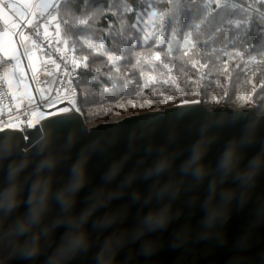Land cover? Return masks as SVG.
<instances>
[{
  "label": "water",
  "instance_id": "95a60500",
  "mask_svg": "<svg viewBox=\"0 0 264 264\" xmlns=\"http://www.w3.org/2000/svg\"><path fill=\"white\" fill-rule=\"evenodd\" d=\"M59 106L72 108V113L43 120L25 133L16 128L0 131V187L7 184L10 170L24 162L20 179L25 181L22 195L26 199L40 161L52 156L58 160L52 173L55 187L62 185L70 169L82 162L86 183L77 196L75 214L90 206L89 194L98 188L119 194L93 212L84 226L88 248L70 256L64 264H98L105 240L113 236L124 243L105 254L109 264H264V168L250 185L234 173L218 186L214 204L222 202L221 190H230L233 195L222 209L221 218L210 228L203 226L202 219L208 183L215 174L201 182L180 170L192 145L202 139L208 141L204 162L212 168L227 142L246 135L248 143L241 147V167L248 159L264 155V114H257L252 106L207 109L201 101H192L87 127L71 102ZM165 158L170 167L162 175L150 174ZM114 169L115 175L109 180L108 173ZM169 180L180 181L176 198L145 199L154 185ZM137 194L139 200L134 198ZM162 203L170 204L173 213L167 227L133 236L139 219ZM23 211L21 205L13 216ZM119 213L123 215H118L111 226L95 223ZM56 215L53 208L48 220ZM11 219L4 221V227ZM63 232L64 228L58 227L50 238L42 239L39 252L30 258H9L8 250L0 248V264H49ZM180 236L185 241L174 247L180 243ZM145 242L154 244L152 254L142 251Z\"/></svg>",
  "mask_w": 264,
  "mask_h": 264
},
{
  "label": "trees",
  "instance_id": "16d2710c",
  "mask_svg": "<svg viewBox=\"0 0 264 264\" xmlns=\"http://www.w3.org/2000/svg\"><path fill=\"white\" fill-rule=\"evenodd\" d=\"M52 29L86 125L194 100L264 114V0H61Z\"/></svg>",
  "mask_w": 264,
  "mask_h": 264
},
{
  "label": "clouds",
  "instance_id": "9594fccd",
  "mask_svg": "<svg viewBox=\"0 0 264 264\" xmlns=\"http://www.w3.org/2000/svg\"><path fill=\"white\" fill-rule=\"evenodd\" d=\"M207 140L195 142L188 157L182 162L180 170L182 174H192L199 181L215 174V178L208 183L207 196L204 201L206 214L202 219L205 228L212 227L223 215L222 209L232 199L233 193L230 190H221L222 202L214 204L218 186L227 177L234 174L245 184L250 185L257 172L264 168V155H257L248 159L244 167L241 164L244 160L241 147L248 143L247 135L240 140H232L225 144L224 150L217 157L215 168L204 162L206 155ZM58 164L55 157L49 156L40 161L35 170L34 178L29 186V194L23 197L25 181L20 179V172L25 166L24 162L14 166L8 176V182L0 187V248L8 250L9 258L22 256L30 258L35 256L40 249L42 239L50 238L56 228L63 227L60 242L57 249L49 259V264H64L70 256L86 250L89 246L84 226L88 223L95 210L105 207L112 199L118 198V193L106 192L104 188H98L89 194L90 206L75 214L73 209L76 205L77 196L85 186V174L81 163L75 164L69 171L67 180L59 187L54 186L53 171ZM170 167V161L165 158L157 162L150 174L162 175ZM115 175V169L108 173L110 180ZM180 181H167L159 186H153L150 194L145 198L147 201L155 198L163 201L166 197L174 199L179 192ZM134 198L139 200V195ZM23 205L24 211L13 216V213ZM55 208L56 217L49 221V213ZM118 215L104 216L95 223L97 226H111L118 218ZM12 217L7 227L4 221ZM173 219L170 204L162 203L157 208L149 209L140 219L138 227L134 230L133 236H140L146 232L163 230ZM185 237L180 236V243L174 247L182 246ZM124 241L117 236L105 240L103 250L99 254L98 264H109L105 254H110L114 246H122ZM155 246L151 242H145L142 251L145 254H152Z\"/></svg>",
  "mask_w": 264,
  "mask_h": 264
},
{
  "label": "built area",
  "instance_id": "2783aa9c",
  "mask_svg": "<svg viewBox=\"0 0 264 264\" xmlns=\"http://www.w3.org/2000/svg\"><path fill=\"white\" fill-rule=\"evenodd\" d=\"M47 2L49 8L37 11L31 21H19L20 38L28 39L39 50L42 58L40 72L32 80V89L27 91L29 95L33 94L35 102L17 108L13 103L14 96L0 75V131L4 128H16L25 133L43 120L58 115L49 116L48 113L51 112H45V115L41 116L46 103L57 101L60 104L65 101L70 102L74 98L75 88L65 76L68 54L59 49L58 36L52 29L57 20L61 0H47ZM7 4L8 2L5 3ZM40 87H44L46 98L39 95ZM64 108L72 110L68 106Z\"/></svg>",
  "mask_w": 264,
  "mask_h": 264
},
{
  "label": "rangeland",
  "instance_id": "374dc122",
  "mask_svg": "<svg viewBox=\"0 0 264 264\" xmlns=\"http://www.w3.org/2000/svg\"><path fill=\"white\" fill-rule=\"evenodd\" d=\"M152 14H153V10L147 11L146 16L144 18V21L142 22L144 27H148L147 23H149V25H150V23L152 21ZM10 16H11V21H12V19L14 17L12 15H10ZM1 33H4L5 37H4V40H2L0 42V51L3 52L7 57H10L13 60V66H14L13 70L10 71V75L4 76V79L7 76H9V79L12 82V84H14L16 86V90H14V88H13L14 86H11V83H10V87H9L7 85V83L5 82L7 87H9L10 93L14 96L17 95V96H15L16 98L14 97L13 103L17 108L20 106H23V105L33 104L35 102L33 94L32 95L30 94V96H28L27 94H29V93H25V91H23L22 87L18 84L19 79L25 83L26 80H28L27 79L28 75L25 72H24V74L23 73L21 74L19 72L20 69H18L17 67L21 64V62L23 61L24 58H27L28 70H29L31 76L33 77L36 74H38V72H39L38 51L34 47V45L30 43V41L28 39H23V40L21 39V42L19 44V40L17 38V33H16V26L11 24V22L9 24V27L7 29L3 30ZM16 62L19 64L18 66H16ZM16 91H21V93L15 94ZM45 92L46 91H45L44 87L39 88V95L42 96V98L47 97ZM194 101H199V100H194ZM70 102L72 103L73 107L75 108V104H74L73 100H71ZM190 102H192V101H190ZM185 103H187V102H185ZM59 105L60 104L57 101H51L49 103H46L44 105L43 111L40 115L44 116L45 112H51V113H48L49 115H52V114L56 115V114H60V113L70 112V111H67L64 108V106H59ZM248 106H251V105H248ZM61 107H63L64 109H59ZM156 109H160V108H156ZM149 110H153V109H149ZM64 111H66V112H64ZM145 111H148V110L139 111V112L136 111V112H134V113L132 112L128 115H132V114L140 113V112H145ZM128 115H126V116H128ZM120 119H118V120H120ZM106 121H117V120H105V121H101V122H106ZM95 124H97V123H95ZM95 124L87 125V127H91Z\"/></svg>",
  "mask_w": 264,
  "mask_h": 264
},
{
  "label": "crops",
  "instance_id": "0c3cea01",
  "mask_svg": "<svg viewBox=\"0 0 264 264\" xmlns=\"http://www.w3.org/2000/svg\"><path fill=\"white\" fill-rule=\"evenodd\" d=\"M6 2H8L7 5H5ZM48 8H49V3L47 2V0H0V20L3 24V28L0 29V42L2 40H4V37H5L4 33H1V32L3 30L7 29L9 27L10 22H11V24L16 26L17 38H18L19 44H20L21 38H20V33H19V21L29 22V21H31V19L33 18V15L37 11L46 10ZM10 15H12L14 17L12 19V21H11ZM37 51H38V55H39V61H38L39 65L38 66H39V72H40L42 58H41V53L39 52V50H37ZM18 65L19 64L16 62V66H18ZM17 68L20 69L19 72L21 74L22 73L24 74V72H25L28 75V77H27L28 80H26L25 83L20 79L18 80V84L22 87L23 91H25V93H28L27 91H29V89L30 90L32 89V80L39 74V72L35 76H33V77L31 76V74L28 70L27 58H24L23 61L21 62V64ZM7 75H10V73H8ZM1 76L4 78L3 75H1ZM4 80L9 87H10V83H11V86H14L13 88H14V90H16V86L14 84H12V82L9 79V76H7ZM17 93H21V91H16L15 94H17ZM27 95L30 96L29 94H27ZM15 96H17V95H15Z\"/></svg>",
  "mask_w": 264,
  "mask_h": 264
},
{
  "label": "bare ground",
  "instance_id": "6f19581e",
  "mask_svg": "<svg viewBox=\"0 0 264 264\" xmlns=\"http://www.w3.org/2000/svg\"><path fill=\"white\" fill-rule=\"evenodd\" d=\"M67 111H70V112H68V113H60V114H70V113H72V110H67ZM64 112H66V111H64ZM56 114V113H55ZM60 114H58V115H60ZM53 115V114H52ZM57 115V114H56ZM57 115V116H58ZM49 116H51V115H49Z\"/></svg>",
  "mask_w": 264,
  "mask_h": 264
}]
</instances>
